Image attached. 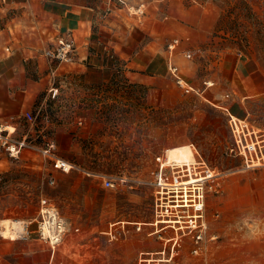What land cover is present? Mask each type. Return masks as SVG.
<instances>
[{"label": "rangeland", "instance_id": "rangeland-1", "mask_svg": "<svg viewBox=\"0 0 264 264\" xmlns=\"http://www.w3.org/2000/svg\"><path fill=\"white\" fill-rule=\"evenodd\" d=\"M65 1L96 9L95 32L113 51L134 57L147 50L169 60V44L182 38L176 60L189 84L181 85L170 70L160 78L138 73L125 58L108 79L69 78L57 98L44 96L39 119H50L59 156L73 168L56 170L36 151L20 159L0 156V240H11L1 234L7 218L33 220L38 237L47 198L65 228L55 245L60 264H264V165L249 167L231 153V113L222 102L232 96L236 54H250L264 71V0ZM31 5L0 0V29L21 23ZM181 22L200 31L189 38L193 30ZM190 50L189 59L184 52ZM241 119L264 137V95ZM185 143L195 144L199 161L219 174L206 190L198 228L187 221L180 234L169 222L156 225L153 171L169 147ZM112 176L124 182L107 187L102 177Z\"/></svg>", "mask_w": 264, "mask_h": 264}, {"label": "crops", "instance_id": "crops-1", "mask_svg": "<svg viewBox=\"0 0 264 264\" xmlns=\"http://www.w3.org/2000/svg\"><path fill=\"white\" fill-rule=\"evenodd\" d=\"M31 8L30 16L23 18L21 23L0 29V125L13 122L18 135L34 129L25 115L28 111L38 113L43 109L41 99L51 95L55 72L64 83L77 77L92 84L108 79L116 68L119 69L117 64L120 62L116 63L119 60L132 58L130 64L138 69V73L144 71L157 78L169 77V60L165 53L143 50L133 57L125 50L113 51L103 45L105 37H100L94 28L97 19L94 7L65 0H32ZM216 20L217 17L212 18L210 25L213 26ZM186 26L193 30V33L188 32L189 38L200 31L196 25ZM60 35L74 38L77 51L72 61L55 64L44 50ZM115 45L123 47L120 42ZM230 73L228 84L233 97L222 102L227 104L232 115L243 118L255 99L264 95V71L250 54L241 51L236 54ZM182 79L189 84L183 76ZM207 83L216 84L213 80ZM64 138L58 140L63 142ZM56 249L49 240L35 235L28 238L18 236L6 242L0 240V264H60Z\"/></svg>", "mask_w": 264, "mask_h": 264}, {"label": "built area", "instance_id": "built-area-1", "mask_svg": "<svg viewBox=\"0 0 264 264\" xmlns=\"http://www.w3.org/2000/svg\"><path fill=\"white\" fill-rule=\"evenodd\" d=\"M182 38H175L169 44V69L171 73L177 78L178 82L182 83V72L180 66L177 63L176 55L178 50L182 46ZM77 51V45L74 38L69 36L60 35L45 48L44 53L50 58L53 63L61 64L70 62L73 60L74 55ZM194 52L192 50L185 51L184 55L187 58H193ZM56 71V70H55ZM54 71V72H55ZM58 73H54L52 79V85L50 93L53 98H57L60 95L61 88L63 87L64 80L59 78ZM39 113V112H38ZM38 113L34 111H28L25 115V119L33 126L34 129L28 131L24 135H18L13 122H6L0 125V156H8L13 159H20L24 152H39L47 161L53 164L54 169L62 170L66 173L70 172L73 168H67L68 160L59 156L58 142L50 132V119H39ZM230 123L235 137V144L231 148V153L242 156L249 167H256L264 165V137L250 125L245 119H235L231 114ZM158 167L153 171L155 177V184L158 187L157 191V214L159 219L156 221V225H159V221H169L171 226L178 231L180 228V234L185 233L184 222L190 221L185 218L189 216L186 212L188 208L183 205L187 204V189L185 185H177L178 183L184 182L185 179H190V176L202 179L199 181L198 188L190 192V200H194L191 203L195 204L191 208L194 211H202L197 207V203L205 201L206 190L213 186L212 179L209 172L213 170L206 161H200L201 164L194 168V174L190 171H185L183 168L175 169V166H167L165 164V157L159 158ZM198 167V168H197ZM71 169V170H70ZM188 169V168H187ZM179 172V173H178ZM178 173V174H176ZM187 174V176H183ZM107 187H115L118 183L124 182V179L118 177H102ZM51 185L56 184V177L51 175ZM179 180V181H178ZM178 181V182H177ZM196 195L197 197H193ZM169 202L175 205L171 210L166 207ZM41 213L44 217L43 221L39 223V238L49 240L53 246L62 239V233L65 230L63 224L58 221L56 210L52 207L51 203L47 198L42 199ZM48 222L49 235L44 232L43 224ZM24 230L20 233V238H28L34 235V221L33 220H22ZM139 230H142L143 224H136ZM125 225L122 226L123 231ZM188 228H192V223L188 225ZM198 228V227H197ZM114 228L110 230V234L114 235ZM178 233V232H177ZM116 235V233H115ZM202 235L199 239H202ZM179 241L180 238H177ZM199 251V249L197 250Z\"/></svg>", "mask_w": 264, "mask_h": 264}, {"label": "bare ground", "instance_id": "bare-ground-1", "mask_svg": "<svg viewBox=\"0 0 264 264\" xmlns=\"http://www.w3.org/2000/svg\"><path fill=\"white\" fill-rule=\"evenodd\" d=\"M141 11L144 12V10H141ZM182 83L185 86L187 85V82L183 81V79H182ZM210 83L214 84V82H212V81ZM233 116L235 117V119L239 118V117H237L235 115H233ZM239 119H241V118H239ZM199 151L200 150H198L197 147L195 146V144H193V143H185V144L171 146L166 151L165 164L167 166H171V167L175 166L174 167L175 169L183 168L185 171H190L191 174H194V168L197 165L201 164L199 159H198V152ZM164 153H165V151H164ZM66 166H67V168H70L71 167V163L68 162ZM178 173H176V174H178ZM209 174H210L209 175L210 177H215L216 175L219 174V172L217 170H211L209 172ZM183 176H187V174H185ZM190 177H191L190 179H185L184 182L178 183L177 185H185V188L187 189V196H188L187 204L183 205V206L188 208V210L186 212L189 214L188 217L191 219L190 223H192V228L193 227L196 228V227H198L199 218L203 217V213L202 212L205 210V206L206 205H205V201H200L199 203H197V207L199 209H203L202 211H194V212H192L191 210L189 211V208H191L192 206L195 205V204L191 203L194 200H192V199L190 200V192L194 191V189L198 188V184L200 183L199 181L202 180V179H199V178H195L194 175L190 176ZM193 197H197V196L194 195ZM174 206L175 205H173L172 202H169L168 205H166V207H168L170 210ZM161 222H169V221H166V220L165 221H159V223H161ZM1 224H2V230H1L2 234L4 236L8 237V238H12V239L14 238L15 239L18 236L20 237V233L24 230V225L22 223V220H20V219L7 218V219H4ZM43 227H44V232L46 233V235H49L50 231H49L48 222L44 223ZM160 231H162V229H160V230L158 229L157 230V232H160ZM180 231L181 230L179 228L178 232H180Z\"/></svg>", "mask_w": 264, "mask_h": 264}]
</instances>
